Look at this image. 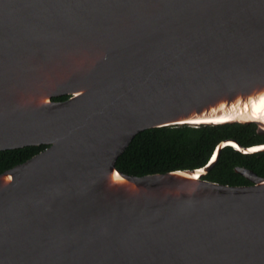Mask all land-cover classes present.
<instances>
[{"label":"water","instance_id":"obj_1","mask_svg":"<svg viewBox=\"0 0 264 264\" xmlns=\"http://www.w3.org/2000/svg\"><path fill=\"white\" fill-rule=\"evenodd\" d=\"M69 95L64 100L54 97ZM252 123L264 133V0H0V264H264V177L143 176L139 132Z\"/></svg>","mask_w":264,"mask_h":264},{"label":"trees","instance_id":"obj_2","mask_svg":"<svg viewBox=\"0 0 264 264\" xmlns=\"http://www.w3.org/2000/svg\"><path fill=\"white\" fill-rule=\"evenodd\" d=\"M68 97L66 94L54 99ZM227 139L235 140L242 147H250L264 143V133H258L254 122L148 128L136 134L118 157L116 166L120 171L136 176L200 168L209 162L217 145ZM46 147V144H40L0 150V173ZM237 166L252 169L264 177V150L243 152L232 145H225L203 178L230 185L250 184L245 176L236 171Z\"/></svg>","mask_w":264,"mask_h":264},{"label":"flooded vegetation","instance_id":"obj_3","mask_svg":"<svg viewBox=\"0 0 264 264\" xmlns=\"http://www.w3.org/2000/svg\"><path fill=\"white\" fill-rule=\"evenodd\" d=\"M250 181V180H249ZM251 182V181H250Z\"/></svg>","mask_w":264,"mask_h":264}]
</instances>
